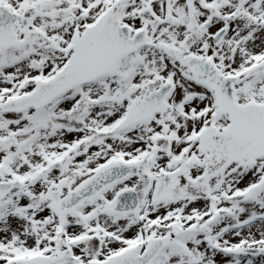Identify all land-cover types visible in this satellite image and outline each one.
Returning <instances> with one entry per match:
<instances>
[{
  "label": "snow or ice",
  "instance_id": "snow-or-ice-1",
  "mask_svg": "<svg viewBox=\"0 0 264 264\" xmlns=\"http://www.w3.org/2000/svg\"><path fill=\"white\" fill-rule=\"evenodd\" d=\"M0 264H264V0H0Z\"/></svg>",
  "mask_w": 264,
  "mask_h": 264
}]
</instances>
